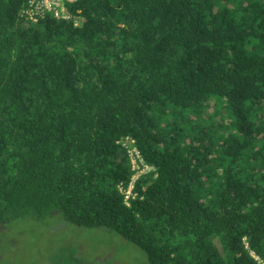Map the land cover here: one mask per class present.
Instances as JSON below:
<instances>
[{
  "label": "trees",
  "instance_id": "trees-1",
  "mask_svg": "<svg viewBox=\"0 0 264 264\" xmlns=\"http://www.w3.org/2000/svg\"><path fill=\"white\" fill-rule=\"evenodd\" d=\"M28 1L0 0V224L66 235L51 264L103 228L124 264L264 261V0Z\"/></svg>",
  "mask_w": 264,
  "mask_h": 264
},
{
  "label": "rangeland",
  "instance_id": "rangeland-1",
  "mask_svg": "<svg viewBox=\"0 0 264 264\" xmlns=\"http://www.w3.org/2000/svg\"><path fill=\"white\" fill-rule=\"evenodd\" d=\"M53 11L54 9H52V12ZM54 12L58 15V19H69V14L66 10L64 11L58 8ZM25 13L26 15L24 16L27 17L29 11L27 12L26 10ZM24 22H26L27 25L28 21L25 20ZM124 141H126V138L121 140V142ZM125 147L127 148V146ZM134 173L135 172H133V175ZM24 230H27V232L23 233L22 231ZM100 230L89 229L82 232L81 238L85 241L82 246L85 248L86 255L81 257V264L90 263L95 260V257L98 259L100 256H103L104 260L108 259L110 257L109 251H115L114 255L121 252L120 249L123 247V239L109 233L110 230L108 229L103 228ZM38 234L40 235L37 236ZM66 240V235L51 236L38 222L14 221L11 226L9 225V227H5L0 231V255L2 256L0 264H51L54 257L58 259L67 251ZM118 240L119 242H110ZM74 243L76 244V241H74ZM215 244L216 246L221 245L218 239ZM83 247H81V250H84ZM124 248L131 255L133 250H136V248L132 247L130 244H125ZM127 256L128 255L125 254V258L122 259L119 257V260L124 264ZM144 258L145 255L143 253L142 260Z\"/></svg>",
  "mask_w": 264,
  "mask_h": 264
},
{
  "label": "built area",
  "instance_id": "built-area-1",
  "mask_svg": "<svg viewBox=\"0 0 264 264\" xmlns=\"http://www.w3.org/2000/svg\"><path fill=\"white\" fill-rule=\"evenodd\" d=\"M76 1L78 0H29V7L27 9V12L29 11V13H27V19H29L30 22L37 23L39 20L38 18H44L47 14H49V12L52 13V9H54L55 11L56 9L61 8L65 11V2ZM25 11L22 13V16L26 15ZM55 17L58 18V15L56 13ZM29 20L27 21L29 22ZM120 144L122 146H127V152L130 156V159L132 160V171L135 172L132 176V181L128 189L126 191H123V193L125 194V204L127 206H130L129 200L132 198L134 199V197L136 196V194H134V189L137 181L142 175L148 174L151 171V168L147 165L139 149L133 146L135 144L134 140L126 138V141L121 142Z\"/></svg>",
  "mask_w": 264,
  "mask_h": 264
},
{
  "label": "flooded vegetation",
  "instance_id": "flooded-vegetation-1",
  "mask_svg": "<svg viewBox=\"0 0 264 264\" xmlns=\"http://www.w3.org/2000/svg\"><path fill=\"white\" fill-rule=\"evenodd\" d=\"M3 228H5V227H3V226H0V231H2L3 230ZM109 253H110V257L108 258V259H103V256L101 257L100 256V258H98V259H96V257H95V260H94V262L96 263L97 261H100L101 263H103V264H123L120 260H119V256H118V254L117 255H114V253H115V251H109ZM1 254V253H0ZM2 260V256L0 255V261Z\"/></svg>",
  "mask_w": 264,
  "mask_h": 264
},
{
  "label": "clouds",
  "instance_id": "clouds-1",
  "mask_svg": "<svg viewBox=\"0 0 264 264\" xmlns=\"http://www.w3.org/2000/svg\"><path fill=\"white\" fill-rule=\"evenodd\" d=\"M126 138H130V137H126ZM130 139H132V138H130ZM132 140H134V139H132ZM135 141V140H134ZM121 143V141H119V142H117V144L119 145V146H121L122 147V145L120 144ZM133 146H135L136 147V141H135V144L133 145ZM137 148V147H136ZM129 155V154H128ZM129 158H130V156H129ZM131 170H132V165H131ZM133 172V171H132ZM129 203H130V200H129ZM0 226H3V227H6L5 225H3V224H0ZM4 229V228H3ZM217 241V239H215V241L214 242H216ZM243 243H244V245H248V243H247V238H245L244 240H243ZM250 255L254 258V260H256L259 264H264V261L259 257V256H257L253 251L250 253Z\"/></svg>",
  "mask_w": 264,
  "mask_h": 264
},
{
  "label": "bare ground",
  "instance_id": "bare-ground-1",
  "mask_svg": "<svg viewBox=\"0 0 264 264\" xmlns=\"http://www.w3.org/2000/svg\"><path fill=\"white\" fill-rule=\"evenodd\" d=\"M125 150L128 151V148L125 147ZM127 155H128V153H127ZM129 159H130V158H129ZM131 161H132V160H131Z\"/></svg>",
  "mask_w": 264,
  "mask_h": 264
}]
</instances>
